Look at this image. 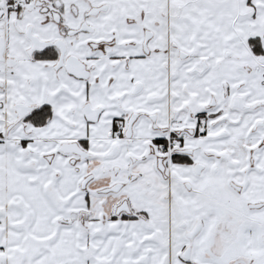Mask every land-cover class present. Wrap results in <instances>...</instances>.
<instances>
[{
    "label": "snow or ice",
    "instance_id": "1",
    "mask_svg": "<svg viewBox=\"0 0 264 264\" xmlns=\"http://www.w3.org/2000/svg\"><path fill=\"white\" fill-rule=\"evenodd\" d=\"M0 264H264V0H0Z\"/></svg>",
    "mask_w": 264,
    "mask_h": 264
}]
</instances>
